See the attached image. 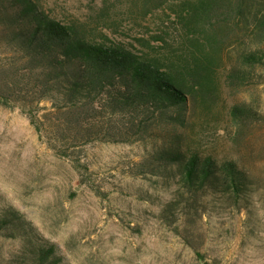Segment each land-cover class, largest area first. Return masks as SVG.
Masks as SVG:
<instances>
[{"label": "trees", "instance_id": "16d2710c", "mask_svg": "<svg viewBox=\"0 0 264 264\" xmlns=\"http://www.w3.org/2000/svg\"><path fill=\"white\" fill-rule=\"evenodd\" d=\"M136 2L145 16L165 2L175 8L158 30L129 42L79 18H58L39 0H0V105L21 108L40 138L71 159L96 142L163 138L147 162L130 170L137 175L149 165L175 176L177 198L167 210L180 208L179 216L190 220L211 200L240 204L251 192L247 169L186 145L182 131L218 109V65L233 37L237 61L226 84L261 82L264 0ZM228 115L240 130L261 118L247 102L230 105ZM6 213L0 224L18 228L16 211ZM37 251L35 264H59L54 247Z\"/></svg>", "mask_w": 264, "mask_h": 264}, {"label": "rangeland", "instance_id": "374dc122", "mask_svg": "<svg viewBox=\"0 0 264 264\" xmlns=\"http://www.w3.org/2000/svg\"><path fill=\"white\" fill-rule=\"evenodd\" d=\"M39 1L58 18H79L129 42L158 30L175 8L165 2L145 16L136 0ZM232 40L218 65V109L182 132L186 145L247 169L245 201L211 200L189 220L180 208L167 210L177 198L175 176L149 165L137 175L130 170L147 162L163 138L96 142L71 159L40 138L21 108L0 105V217L12 208L19 225L0 224V264H35L41 246L54 247L59 264H204L190 243L208 264H264V66L258 84H226L238 54ZM240 102L261 117L242 130L228 115Z\"/></svg>", "mask_w": 264, "mask_h": 264}]
</instances>
